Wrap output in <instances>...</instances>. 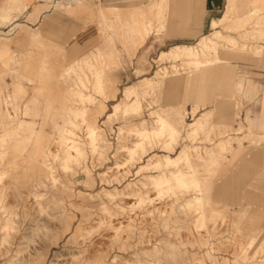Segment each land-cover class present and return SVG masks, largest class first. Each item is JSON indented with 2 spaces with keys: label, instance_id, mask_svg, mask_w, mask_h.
I'll return each mask as SVG.
<instances>
[{
  "label": "rangeland",
  "instance_id": "1",
  "mask_svg": "<svg viewBox=\"0 0 264 264\" xmlns=\"http://www.w3.org/2000/svg\"><path fill=\"white\" fill-rule=\"evenodd\" d=\"M95 1L78 2L95 26L83 33L81 45L57 52L41 43L35 32H27L26 44L15 36L18 31L0 33V135L21 121L28 123L18 136L0 144V172L7 175L0 182V264H187L196 257L203 264H264V191L252 190L248 176L244 179L240 173L261 141L236 135L241 126L236 113L243 100H250L242 96L244 81L237 83L239 95H232L234 86L228 83L248 70L253 49L241 45H251L256 37L247 33L239 38L240 46L222 47L224 63L194 72L181 70L183 63L177 62L181 67L174 72L172 61L158 60L161 52L198 39L185 42L168 30V0L160 8L152 6L160 0ZM13 6L0 11L2 22L10 21L3 18ZM223 32L243 31L238 27ZM11 41L14 46H9ZM94 67L102 70V93L93 88ZM218 70L226 79L213 76ZM143 78L155 83L153 94L139 111L124 112L129 100L123 99L122 91ZM143 89L138 87V92ZM79 93L92 96L94 102L81 101ZM118 103L122 108L113 114ZM75 109L80 112L77 118L72 115ZM207 110L213 114L203 130L194 139L186 137L188 123ZM184 113L178 125L181 140L164 148L167 137L153 138L140 159L125 169L116 168L115 163L126 159L125 147L139 139L137 130L155 129L158 116L181 121ZM83 114L100 131L101 158L88 147ZM65 137L79 139L85 150V156L68 168L59 148V139ZM220 140H230L233 147L217 157V164L203 162L198 156L204 157ZM183 149L191 153L201 178L209 175L201 204L194 202L192 190L163 197L144 187L146 177L158 170L137 174L150 157L163 161ZM177 168L188 170L180 161L165 171ZM212 210L216 213L210 218ZM202 213L206 223L199 228ZM252 237L254 244L248 245Z\"/></svg>",
  "mask_w": 264,
  "mask_h": 264
},
{
  "label": "bare ground",
  "instance_id": "2",
  "mask_svg": "<svg viewBox=\"0 0 264 264\" xmlns=\"http://www.w3.org/2000/svg\"><path fill=\"white\" fill-rule=\"evenodd\" d=\"M18 4H19V1L14 0L13 2L10 3V6L11 7H12V5L17 6ZM163 4H164V0H160L158 3L154 4L153 7H159L160 8L163 6ZM258 5L259 6L256 10L249 12V14L244 16V18L241 21H239V22L237 21V23H236L237 28L238 27L241 28V30L243 31V34L238 35L236 37L234 35H225L222 31L219 30L220 27H225V26H226V28H229V29L230 28L233 29V27H235L234 21L232 20V13H233V10L235 8L234 0H228V11L224 14V16L220 20H212L211 27L213 29H212L210 34H205V35L200 36L195 44L178 45V46H174V47L170 48L168 51H163V52H161L158 60L159 61H163V60L172 61L174 63L172 65V67L174 68V70H173L174 72L178 71L177 69L179 67H181V66L176 65L177 62L183 63L182 64L183 67L181 70H184V71L193 70L194 72H200L204 69H207L208 67H210L212 65L224 63L225 61L223 60L224 58L222 57V54H223L222 49H221L222 47L227 46L228 48H230V47L236 48V47L240 46L239 45V38H245V34L249 33V27L250 26H254V28H255L254 31H257L259 33L264 32V1H260ZM230 20L232 21V24L231 25H225V22L230 21ZM147 27L148 26L145 27V32H146V35L148 36L149 29ZM110 44H111L110 40L108 42H106V45H110ZM247 47L251 50L253 49L251 51V53L254 56L259 55L261 52L260 51L261 48L260 49L253 48L252 46L245 45V44L241 45V48H243V49L247 48ZM75 62H77V61H75ZM229 63H231V62L229 61ZM164 73L168 74V71H165ZM132 75H133V73H132ZM102 76H103V74H102L101 69L96 68V67H94L92 69V78L94 79L93 88H94L95 92H97V93L103 92ZM83 81H85V80H83ZM138 87L144 88L141 93L138 92ZM154 88H155V83L148 81L147 78H143V79L139 80L138 83H133L131 86L125 87L124 90L122 91V97L124 100H129V103H127L125 105L123 104L124 105L123 106L124 112L139 111L146 104V102L148 100L147 96L153 94ZM87 91H88V89H87ZM78 97L80 98L81 101H86V100L89 102L93 101L91 99L92 96H89V95H84V94L81 95L79 93ZM113 108H114L113 114H115V113H117L119 108H122V107H121L120 103H118V104H115V106H113ZM196 110H198V109L196 108ZM212 114H213V110L212 111L209 110L208 112L207 111L203 112L201 114V116L198 117L195 121L192 120L193 122H189L187 125V129H186V137L194 139L195 136H197L199 134V132L203 130V128L205 127L206 122L208 120L207 118H209ZM72 115L74 118H77V116L80 115V112L78 111V109L72 110ZM183 115H185V113L182 114V118H181L182 120L180 119L181 121H179V119H173V118H169L166 116H158L155 119V125H156L155 129L150 130V129L144 128L142 130H137L136 134L139 137V139H137V141H135L132 144V146L125 147L126 159L121 165L115 163L116 168L117 169H121V168L125 169L128 165L134 163L136 161V158H139L138 156L140 155V153H144V151H145L144 149H145L146 144H148L153 138H157V137H161V136L167 137V140L163 144L164 148H166L170 145L172 146L180 138H183L184 136L182 135L181 130L178 128V125L180 124V122L183 121ZM110 116H112L111 113L108 114V117H110ZM81 117L85 119L86 123H88L87 129H86L87 135L89 136L88 147H89L91 152H93V153L97 152L98 156L101 158L104 154L103 153L104 148L101 145L102 138H101L100 131L95 125L90 124L88 122V120H86V117L84 116V114L81 115ZM236 118H237V120L239 119V112L236 113ZM245 120L247 122H249L248 117H246ZM27 124H28L27 122L21 121L19 123L18 127H16L14 129L15 132H14V130H6L2 135H0V144L1 145L5 144L6 141L11 139L12 136H18L20 134V132L24 131ZM239 125H241V122H239ZM73 126H75V124ZM242 130H243V126L242 127L240 126L238 131L241 132ZM56 133H58V132H56ZM69 133H71V132H69ZM249 133H251V132H249ZM236 135H237V133H236ZM257 137H259V139H264V136H257ZM230 138H233V137H230ZM244 138L247 141H252L254 139L252 134H246V135H244ZM59 140H58L59 141V148L63 152L61 160H63L62 162L64 163V168H68L70 164L77 163L78 161H80L85 156V150H84L83 144L81 143V141L79 139H75L74 137L73 138L65 137V138H60ZM230 147H233L232 142L230 140H228L226 142L223 140H220V142L212 150L205 151L204 157H202V156H198V157L201 158L203 160V162H205L206 164H209V165L210 164H217L218 163L216 160L217 157H220L222 155V152L224 150H226L227 148H230ZM170 156H165V159L163 161H161L160 159L152 160L151 159L152 157H150L147 160L148 161L147 164L140 166L139 170L137 171V174L140 171L144 172V170L146 171L150 168H152V170L153 169L158 170V173L156 175H154V176L151 175V176L146 177L145 180L147 182L143 183V186L144 187H146V186L150 187L151 190H154L156 192L157 196H163V195L167 194L168 192H172V191L174 192L175 190H177V191L182 190V189L192 190L196 194V196L194 197V202L197 204H201L202 201H204L203 200L204 197L202 194L205 191L203 188V182H206L207 180H209L208 179L209 175H204L201 178V176L199 175V171L194 169L193 161L191 158V153H189V151L187 149L181 150L180 153L176 157H170ZM102 161H104V160H102ZM180 161L185 163V165L188 168L187 171H182L179 168H177V170L174 172L165 171V169H168L170 167L176 168V166L179 164ZM85 171H86V169H85ZM5 173H6L5 171L0 172V182L2 181L3 178H5L7 176ZM141 174H142V172H141ZM113 179H114V177H113ZM124 191H125V189H124ZM34 195H37V194H34ZM137 195H138L139 202H141L143 200L142 193H138ZM110 196H111V194H110ZM187 203L189 205V203H191V202H187ZM37 208H39V207H37ZM215 213H216V210L215 211L212 210L209 214V217L210 218L214 217ZM205 223H206V215H205V213H202L201 214V221H200L201 227H199V228H202V226L205 225ZM234 223H236V222H234ZM241 227H240V229H241ZM249 227H251V226H249ZM195 228H193V229L195 230ZM243 228L244 227H242V229ZM199 230L200 229H198V231ZM254 237H252V239L250 240L248 245L254 244ZM257 237H258V235H257ZM242 246H244V245H242ZM262 247H264V246H262ZM260 249H261V247H260ZM187 264H203V259L201 257H196L195 259L188 261Z\"/></svg>",
  "mask_w": 264,
  "mask_h": 264
},
{
  "label": "crops",
  "instance_id": "3",
  "mask_svg": "<svg viewBox=\"0 0 264 264\" xmlns=\"http://www.w3.org/2000/svg\"><path fill=\"white\" fill-rule=\"evenodd\" d=\"M13 1L0 0V11L7 8ZM18 1L19 4L13 7L14 9L10 15L3 18L6 21L10 19V21L2 22L0 20V33L2 31H18L15 36L23 44L27 43V32H35L40 36L39 41L41 43L54 48L52 50L58 52V50H65L66 48L69 49L76 45H81L83 33L95 29L93 19L88 18L86 12H84L85 8L78 6V2L81 0ZM116 1L104 0L107 4H113ZM260 1L264 0H234L235 8L232 20L235 27L233 29L237 28V21H241L249 12L258 8ZM99 2L102 3L103 0H99ZM158 2L153 3L152 6ZM246 2H248V6H245ZM227 11L228 0H168L169 26L167 28L170 31L178 33L175 39L191 42L199 39L202 35L210 34L213 29L211 27L212 20H220ZM231 24V20L225 22V25ZM224 29H226V26L219 28L222 32ZM254 29L252 26L249 27L250 38L256 37V40L250 46L258 49L261 48L260 54L256 56L250 54L248 58V70L243 69L232 81L225 80V82L228 81V83H232L234 86L232 95L235 93L239 95L236 89L237 83L244 81L245 90L242 91V96L249 99L250 102H245L246 100L242 101L239 119L243 130L238 132L237 135L244 137L246 134H252L257 142H261L255 146L256 149L245 159L244 164L246 167L241 166L240 173L242 177L244 176V179L248 176L252 190L264 191V139L257 137L264 136V32L259 33L254 31ZM223 33L227 35L225 32ZM232 35L238 36L237 33ZM0 39L4 41L1 37ZM178 45L192 44L181 43L175 44L172 47ZM9 46H14L13 41L9 43ZM71 51L69 54H74V51ZM56 61L59 64L61 59ZM213 76H216L217 80H224L227 75L225 72L218 70ZM246 117L249 118V122L245 120ZM234 126L236 129L237 126ZM256 176L259 178L257 183L253 182V178ZM257 177L255 180H257ZM251 195L253 196L252 193Z\"/></svg>",
  "mask_w": 264,
  "mask_h": 264
}]
</instances>
